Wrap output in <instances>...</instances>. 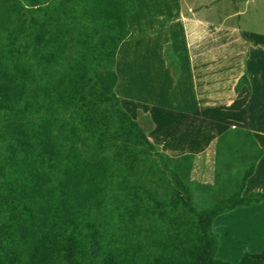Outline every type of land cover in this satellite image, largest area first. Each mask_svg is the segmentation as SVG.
I'll list each match as a JSON object with an SVG mask.
<instances>
[{
	"label": "trees",
	"instance_id": "obj_1",
	"mask_svg": "<svg viewBox=\"0 0 264 264\" xmlns=\"http://www.w3.org/2000/svg\"><path fill=\"white\" fill-rule=\"evenodd\" d=\"M135 9L0 0V264H230L213 222L264 202L242 195L263 154L248 132L216 139L198 183L193 155L169 158L121 107L115 56ZM236 264H264V247Z\"/></svg>",
	"mask_w": 264,
	"mask_h": 264
},
{
	"label": "crops",
	"instance_id": "obj_2",
	"mask_svg": "<svg viewBox=\"0 0 264 264\" xmlns=\"http://www.w3.org/2000/svg\"><path fill=\"white\" fill-rule=\"evenodd\" d=\"M134 1L129 34L115 56L114 93L121 107L166 156L193 155L192 173L204 177L202 183L213 178L216 139L227 130L248 132L263 154L242 195L264 193V35L230 24L224 0H177L176 7L166 0ZM215 3L221 13L216 20L211 17ZM166 46L179 63L176 78L163 59ZM243 75L247 83L235 92ZM204 158L211 169L201 176L198 165ZM262 208L264 202L226 216ZM253 221L264 222V217Z\"/></svg>",
	"mask_w": 264,
	"mask_h": 264
},
{
	"label": "rangeland",
	"instance_id": "obj_3",
	"mask_svg": "<svg viewBox=\"0 0 264 264\" xmlns=\"http://www.w3.org/2000/svg\"><path fill=\"white\" fill-rule=\"evenodd\" d=\"M138 1L141 4V0ZM186 1L182 0L183 3ZM197 1L200 2V0ZM224 3L229 4L228 9L231 16L228 22L230 24L259 35H264V0H224ZM166 4L170 7H176L177 0H166ZM214 8L216 12L211 14V17L216 20L221 14L220 5H216L215 3ZM198 11H200L199 16H202L203 10ZM163 59L171 74L173 69H176V74L174 75V78H176L179 72L178 60L176 58L169 59L165 55ZM169 60L172 63L170 66L167 64ZM205 159H203V165H198V169L203 170L201 176L207 174V169H211V166L205 162ZM198 176H200L199 173L193 174L192 171L190 172V179L198 183L204 182V177L199 178ZM199 207L202 208L201 206ZM261 215L264 217V208L259 211L240 210V212L229 216H226V214L218 216L213 222V231L219 236L216 258L229 262L230 264H236L244 253H258L261 251L264 246V235L261 233L263 230L261 225L264 222H261V224L253 221L256 216ZM259 235L261 237H258Z\"/></svg>",
	"mask_w": 264,
	"mask_h": 264
}]
</instances>
